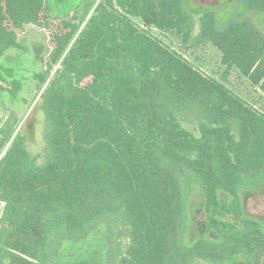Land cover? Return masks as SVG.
<instances>
[{"label":"trees","instance_id":"16d2710c","mask_svg":"<svg viewBox=\"0 0 264 264\" xmlns=\"http://www.w3.org/2000/svg\"><path fill=\"white\" fill-rule=\"evenodd\" d=\"M238 1L242 12L223 27L200 11L193 35L183 0H100L68 50L77 26L60 18L47 69L61 68L39 94L42 160L21 125L15 134L0 125V264H45L94 229L107 264H264V218L244 207L264 193V112L149 31L185 47L212 43L224 79L235 68L264 93V28L248 16L264 14V0ZM51 18L45 0H0V97L21 87L5 53ZM193 190L202 199L189 240Z\"/></svg>","mask_w":264,"mask_h":264},{"label":"rangeland","instance_id":"374dc122","mask_svg":"<svg viewBox=\"0 0 264 264\" xmlns=\"http://www.w3.org/2000/svg\"><path fill=\"white\" fill-rule=\"evenodd\" d=\"M45 1L53 18L43 19L44 23L40 25H29L25 32L19 36L23 45L22 48L8 50L2 59V62L12 70L14 78L20 81V90L14 98L9 94L0 97V125L12 126L14 134L21 125L19 131L22 136L26 137L27 148L38 162L42 160L44 149L42 139L44 116L38 108L40 103L39 94L53 74L61 68L60 61H58L51 64L50 69H47L50 64L49 53L54 47V37L65 30L60 18L71 21V27L77 26L68 42V50L74 46L81 33L87 29L89 19L94 14L95 6L100 0H96L95 3H91L90 0ZM183 5L188 11L192 12L195 18L193 35L198 30L200 11H214L217 25L223 27L229 18L234 14L241 13L243 10V6L239 4L238 0H183ZM86 11L87 13H85ZM248 16L255 20L260 28H264V14L248 12ZM133 20L141 25L139 18L134 17ZM149 29L164 44L182 54L194 67L207 75L222 80L229 89L247 103L264 112V93L257 87L251 86L235 68H231L226 78H223L225 68L220 63L219 50L212 43L203 42L199 45L185 47L173 34L161 32L154 28ZM46 70H48L46 81L42 83L35 74L44 73ZM38 85L42 86L39 92ZM200 199L202 198L198 190H193L188 198L186 234L189 240L194 237L195 229L200 224V215L198 214ZM244 207L250 214L264 218V193L262 191L253 192V194L247 196ZM2 208L3 203L0 201V214ZM125 243L126 240L123 238V247ZM108 251L110 252L104 231L94 229V231L86 233L83 237L64 240L57 254L45 264H107Z\"/></svg>","mask_w":264,"mask_h":264}]
</instances>
